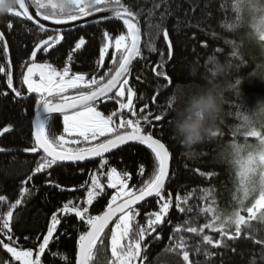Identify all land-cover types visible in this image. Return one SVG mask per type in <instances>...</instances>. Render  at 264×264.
Wrapping results in <instances>:
<instances>
[{
  "label": "snow or ice",
  "instance_id": "obj_1",
  "mask_svg": "<svg viewBox=\"0 0 264 264\" xmlns=\"http://www.w3.org/2000/svg\"><path fill=\"white\" fill-rule=\"evenodd\" d=\"M211 0H209V3ZM168 0H161L160 4H154L149 14L154 15L155 9L167 5ZM77 11L70 15H52L44 11L45 5L42 0H20L16 9L10 11L18 18H26L32 21L34 16L41 18L38 26L41 32L45 31L43 21H51L55 26H65L72 23H81L86 26V18L110 22L108 13L122 20L126 31L113 36L105 30L102 34L104 43L99 49V59L96 61L98 68H103L106 56L111 55V67L104 75L73 72L71 62L73 55L81 50L87 43L81 35L70 49L67 61L62 68L54 66L50 62H37L38 53L47 54L49 49L59 45L65 36L57 31L54 35L40 39L34 45L29 61L23 66L26 68L22 76V87L26 86L27 94L35 95V112L30 120L31 146L25 148L26 153H34L40 157L32 174L21 181L19 190L20 198L14 202L8 200L5 195H0V204H6L8 210L0 213V248L4 250L7 258H0V264H42V257L49 249L53 241H57L58 228L62 223V217L74 215L82 224L86 225L76 241L75 264H98V256L103 250L110 251L104 264H147L146 249L149 247L148 237L155 234L156 240L162 236L158 229L165 223L171 224L170 211L175 207L180 213H187L189 218L184 219L173 228V235L169 236L172 243L166 245L164 251L182 255L184 264H199V261L190 259V245L183 233L194 234L200 237V242L194 246L196 255H203L206 261L211 260L216 253L206 245L213 248H229L227 241H235L247 235L259 248V257L264 261V238L253 239L252 222L264 225V119L250 120L251 114L242 105V111L237 113L241 123L236 127L237 133L243 136V142L233 139L226 147L225 160L229 163V183L226 186L228 198L224 205L220 204L221 194L215 186L202 187L200 199L203 206L193 207L191 200L195 198L194 189L184 195L171 191L166 192V184L170 178V161L172 153L168 144L164 141L165 121L168 113L164 115L148 112V105L141 108V116L136 119H123L124 110L136 116L134 111V89L130 86L127 78L130 68L141 52V25L139 13L134 12L124 0H92V7L87 6V0H76ZM35 8V12L31 11ZM208 4L205 5V8ZM219 11L224 12V18L220 21V27L225 31L239 34H247L250 42H258L264 46V0H222ZM211 17V12L208 13ZM171 12L168 7L160 13V21H164ZM12 22L7 24L11 30ZM149 27H152L149 23ZM156 35L161 31L167 42L166 55L169 60L173 57V44L169 39V31L161 28V23L155 24ZM0 41L3 42L2 52L7 60L6 64H0V74L7 80V87L15 93V97L22 98L24 93L13 87L12 65L9 57V46L5 39V33L0 32ZM233 50L230 55H238V46L235 40H225ZM207 47V45H204ZM110 49L114 51L110 52ZM149 50L156 51L152 45ZM216 53H222L223 49L216 48ZM165 52L161 51L163 57ZM165 61L161 60L150 70L157 78H163L167 85L172 84L171 77L164 70ZM90 76V78H89ZM139 79V77H138ZM239 85L241 81L236 80ZM7 96V92L0 93ZM116 98L118 110L105 114L99 110L103 101L112 97ZM153 101L158 96H153ZM126 100V102H125ZM167 108L174 107L173 100H167ZM53 114L62 117L63 130L55 134L51 129ZM121 116L119 123L116 117ZM157 122L149 130L145 125ZM171 123L170 120L167 121ZM12 126L8 125L0 129V135L8 133ZM216 131L213 136H217ZM248 138H254L255 143L249 142ZM136 142L150 151L153 158V171L151 176L144 180L140 186H130L131 175L128 172H119L116 167L109 166L110 161L105 154L112 152L127 144ZM10 151L0 148V152ZM92 158H99V168L89 173V180L80 185L86 188L85 198L76 203L72 199L63 203L56 211H53L47 224L46 234H42V242L37 237V243L32 247H26L15 236L12 227L14 210L24 203V197L31 193L26 185L37 174L47 172L48 178L45 184L64 191L62 185L51 179L50 169L53 166H62L61 162L78 164ZM81 172L84 169H80ZM103 170V171H102ZM199 172L200 170L197 169ZM145 166H139V175L143 176ZM211 178L218 173H200ZM106 175L108 189H114V193L108 200L102 212L96 215L90 214V206L98 197L104 194L105 184L101 177ZM90 181V183H89ZM75 191L76 189H72ZM147 198L156 199V210L144 212L145 223L136 222L141 215L137 207ZM196 215L197 219H192ZM203 216L207 222L198 223V217ZM205 230H211L219 235V239L204 234ZM110 232V235H109ZM63 235V233H61ZM226 238V239H225ZM31 237L25 236L27 242ZM58 242V241H57ZM233 251H235L233 249ZM55 259L58 253H53ZM66 264H70L67 256L59 257ZM249 264H258L254 258Z\"/></svg>",
  "mask_w": 264,
  "mask_h": 264
},
{
  "label": "trees",
  "instance_id": "obj_2",
  "mask_svg": "<svg viewBox=\"0 0 264 264\" xmlns=\"http://www.w3.org/2000/svg\"><path fill=\"white\" fill-rule=\"evenodd\" d=\"M222 0H168L167 5H162L155 9V14H149L154 4H160L161 0H124V3L132 8L134 12L139 13L138 19L142 30L141 52L142 56L137 57L130 68V74L127 77L130 86L135 91L134 111L136 116L124 110L122 118L136 119L141 116V108L145 104L148 112L164 115L168 113L165 121L163 139L168 144L172 153L170 161V178L166 184V192L171 191L175 196L177 193L184 195L194 189L195 198L191 200L193 207L197 209L203 206L200 199L199 189L202 187L215 186L220 196V204L224 205L228 198L226 186L231 187L229 183V163L224 158L227 151V145L238 138L243 142V136L239 133L234 136L236 127L241 123L237 118V113L242 111V105L252 115V109L259 101H264V46L258 42H250L247 34H234L225 31L220 27V21L224 18V12L219 11ZM208 7L205 8V5ZM168 7L171 15L164 21H160V13ZM211 12V17H209ZM12 22L14 27L9 30L7 24ZM161 23V28L169 31V39L173 44V57L171 60L166 55L167 45L163 38L162 31L159 36L156 35L155 24ZM151 23L152 27H149ZM108 30L114 35L126 31L121 21H110L97 23L89 26L79 27L68 32H61L65 39L59 44L49 49L47 54L38 53L37 62H50L58 68H62L67 61V56L75 41L83 35L87 41L86 45L73 55L71 67L73 72L104 75L111 67V55L106 56L103 68H98L96 61L99 59V49L104 43L103 32ZM0 32L5 33V39L9 46V57L12 65L13 87L24 93L22 98L15 97V93L7 87V78L0 74V93L7 92L8 95H0V129L11 125L8 133L0 135V148L10 150L0 152V195H5L9 201L14 202L19 196L21 181L32 174L40 157L34 153H26L23 150L31 146V126L30 120L35 112V95L27 94L25 86L22 87V76L26 68L23 66L29 61L34 45L40 39H46L55 32L43 31L33 25L26 18L16 17L12 14L0 16ZM235 40L238 46V55H230L233 50L225 40ZM207 45L205 47L204 45ZM3 42L0 41V64H6L7 60L2 52ZM152 45L156 48L155 52L149 50ZM223 49L222 53H216V48ZM110 52L114 49H110ZM165 52L163 57L160 52ZM210 56L217 57L220 61H227L233 65V70L228 77L232 82L240 80L237 90L225 93V102L218 123V135L213 136L203 143L197 145L194 150L189 152L184 149L174 138L172 134V121L175 112L167 108V100L178 90L187 94L205 84L202 74L206 70V61ZM161 60L165 61L164 70L171 77L172 84L169 86L163 78H157L151 72L150 68L155 66ZM196 68V75H192V69ZM139 77V79H138ZM90 78V76H89ZM158 96L153 101V96ZM126 102V100H125ZM99 110L106 115L112 111L118 110L116 98L113 96L107 101H103ZM121 116L116 117V123H119ZM171 123L168 124L167 121ZM52 131L59 134L63 130L62 117L53 116L50 121ZM160 125L152 121L145 125L149 130ZM249 142H254V138H248ZM110 161L109 166L116 167L121 173L128 172L131 175L130 186H140L144 180H147L153 171V158L150 151L143 145L133 144L125 145L109 155L105 156ZM145 166L143 176L139 175V166ZM62 166H53L51 179L56 181L65 189L61 191L53 186L46 185L44 182L48 178L47 172L37 174L26 186L31 189V193L24 197V203L14 210L12 221L13 231L19 241L26 247H32L37 243V237L42 242V234L47 232V224L53 211L61 207L63 203L72 199L80 203L86 195V188L80 185L89 180V173L99 168V159L75 164L61 163ZM80 169H84L81 172ZM197 169L200 171L198 172ZM103 171V170H102ZM214 172L209 178L200 173ZM105 184V192L94 201L90 206V214L96 215L102 212L107 205L108 200L114 193V189L106 187V175L101 177ZM90 183V181H89ZM72 189H76L73 191ZM141 215L137 217L136 222L143 225L145 223L144 212L156 210V199L151 198L137 206ZM8 210L6 204H0V213ZM189 218L187 213H180L173 207L170 211L169 219L171 224L165 223L158 232L162 236L161 240L155 239V234L148 237L149 247L146 249L147 264H184L182 255L177 253L165 252L166 245L172 243L169 236L173 235V228L182 223L184 219ZM196 220L197 216L193 215ZM207 222L203 216L198 217V223ZM253 239L264 238V225L252 222ZM86 230V225L82 224L74 215L62 217V223L58 228L57 241L50 244L49 249L42 257V264H66L60 256H67L70 264H75L76 241L78 236ZM63 233V235H61ZM207 235L214 239H219V235L211 230H205ZM110 235V232H109ZM31 237L27 242L24 237ZM190 245V259L199 261V264H249L254 258L258 264H264L260 260L259 248L256 247L252 239L247 235L238 238L235 241H227L229 248H213L206 245L211 251L216 253L211 260L206 261L205 257L196 255L194 246L200 242V237L190 233H183ZM226 239V238H225ZM233 249L235 251H233ZM53 253H58L53 258ZM7 255L0 248V258H7ZM110 256L109 252L101 250L98 256V264H104L106 258Z\"/></svg>",
  "mask_w": 264,
  "mask_h": 264
},
{
  "label": "clouds",
  "instance_id": "obj_3",
  "mask_svg": "<svg viewBox=\"0 0 264 264\" xmlns=\"http://www.w3.org/2000/svg\"><path fill=\"white\" fill-rule=\"evenodd\" d=\"M20 0H0V16L16 9ZM44 11L52 15H70L77 11L76 0H42ZM92 7V0H87ZM233 65L210 56L206 61V70L202 74L205 84L187 94L177 91L173 100L175 116L172 121V134L177 142L191 152L195 147L213 137L218 129L217 121L222 113L225 93L237 90V82L228 79ZM197 69H192L196 75ZM264 119V101H259L252 109L250 120Z\"/></svg>",
  "mask_w": 264,
  "mask_h": 264
},
{
  "label": "water",
  "instance_id": "obj_4",
  "mask_svg": "<svg viewBox=\"0 0 264 264\" xmlns=\"http://www.w3.org/2000/svg\"><path fill=\"white\" fill-rule=\"evenodd\" d=\"M31 11L34 13L35 12V8L33 7L32 9H31ZM108 15V19L110 20V21H121L122 22V20H119L118 18H115V17H113L112 15H111V13H108L107 14ZM41 20V18H39V17H35L34 16V18H33V20L32 21H30L33 25H35L36 27H39L38 26V22ZM86 21H87V24H86V26H89V25H93V24H97V23H104L105 21H102L101 20V18L99 17V16H97L96 17V19L95 20H93L92 18H86ZM140 23V22H139ZM43 24H44V26H45V30L46 31H50V32H57V31H59L60 33L61 32H68V31H71V30H73V29H76V28H79V27H82L81 26V23H72V24H70V25H65V26H55V25H53L52 24V22L51 21H43ZM84 27V26H83ZM141 43H142V36H141ZM166 45H167V42H166ZM140 47H141V44H140ZM136 60V59H135ZM134 60V61H135ZM134 61H133V63H134ZM133 63H132V65H133ZM131 65V66H132ZM26 71V70H25ZM25 88H26V86H25ZM34 116V115H33ZM53 116H59V114H53ZM60 117V116H59ZM133 144H138V143H136V142H128L127 144H125V145H133ZM125 145H123V146H125ZM138 145H140V144H138ZM123 146H121V147H123ZM120 147V148H121ZM119 149V148H118ZM117 150V149H116ZM113 151H115V150H113ZM112 151V152H113ZM112 152H110V153H112ZM110 153H107V154H105V156H107V155H109ZM97 159H99V158H92V159H89V160H86V161H83V162H79L78 164H81V163H87V162H91V161H94V160H97ZM61 163H72V162H61ZM76 164V163H75ZM148 199H151V198H147V200ZM142 203V202H141ZM140 203V204H141ZM139 204V205H140Z\"/></svg>",
  "mask_w": 264,
  "mask_h": 264
},
{
  "label": "rangeland",
  "instance_id": "obj_5",
  "mask_svg": "<svg viewBox=\"0 0 264 264\" xmlns=\"http://www.w3.org/2000/svg\"><path fill=\"white\" fill-rule=\"evenodd\" d=\"M253 143H255V141Z\"/></svg>",
  "mask_w": 264,
  "mask_h": 264
}]
</instances>
